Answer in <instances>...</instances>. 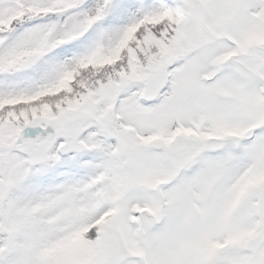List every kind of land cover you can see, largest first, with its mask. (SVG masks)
Returning a JSON list of instances; mask_svg holds the SVG:
<instances>
[{"label":"snow or ice","instance_id":"1","mask_svg":"<svg viewBox=\"0 0 264 264\" xmlns=\"http://www.w3.org/2000/svg\"><path fill=\"white\" fill-rule=\"evenodd\" d=\"M0 264H264V0H0Z\"/></svg>","mask_w":264,"mask_h":264}]
</instances>
